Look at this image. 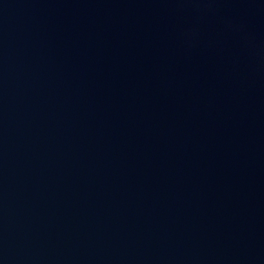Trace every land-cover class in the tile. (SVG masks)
Segmentation results:
<instances>
[{"label":"water","instance_id":"95a60500","mask_svg":"<svg viewBox=\"0 0 264 264\" xmlns=\"http://www.w3.org/2000/svg\"><path fill=\"white\" fill-rule=\"evenodd\" d=\"M0 264H264V0H0Z\"/></svg>","mask_w":264,"mask_h":264}]
</instances>
